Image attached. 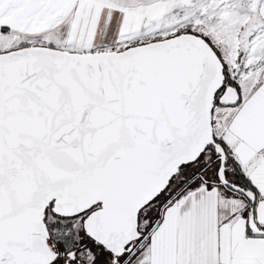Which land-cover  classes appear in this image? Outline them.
I'll return each mask as SVG.
<instances>
[{
  "label": "snow or ice",
  "instance_id": "6c2138e0",
  "mask_svg": "<svg viewBox=\"0 0 264 264\" xmlns=\"http://www.w3.org/2000/svg\"><path fill=\"white\" fill-rule=\"evenodd\" d=\"M0 264H264V0H0Z\"/></svg>",
  "mask_w": 264,
  "mask_h": 264
}]
</instances>
